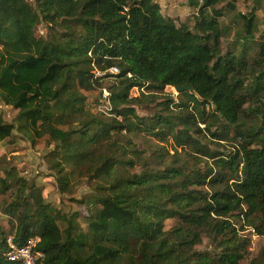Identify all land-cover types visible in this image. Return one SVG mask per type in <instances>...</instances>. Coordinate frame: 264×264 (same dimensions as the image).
Masks as SVG:
<instances>
[{
  "label": "trees",
  "instance_id": "16d2710c",
  "mask_svg": "<svg viewBox=\"0 0 264 264\" xmlns=\"http://www.w3.org/2000/svg\"><path fill=\"white\" fill-rule=\"evenodd\" d=\"M187 1L197 10L193 23H177L153 0H0V100L18 112L13 124L0 113V144L14 131L32 143L47 137L59 191L71 193L78 175L94 192L80 200L85 230L76 213L58 215L17 172L0 170V195L16 191L3 208L18 219L12 239L22 245L40 237L45 264H264V249L247 259L243 234L264 237V41L254 39L264 37V0L237 15L242 49L226 55L223 20L235 0ZM41 23L46 36L36 33ZM249 49L263 63L252 82L240 79ZM111 68L118 73L109 75ZM109 76L120 83L107 117L90 110L84 91ZM186 84L192 90L179 94L175 110L168 100L152 118L136 115L133 88ZM251 102L261 124L245 132ZM229 129L235 147L228 153L197 139L208 132L221 142ZM139 135L155 145L139 148ZM178 148L198 157L191 162ZM167 220L176 221L168 231ZM205 238L209 249H198ZM7 239L0 224V252Z\"/></svg>",
  "mask_w": 264,
  "mask_h": 264
},
{
  "label": "rangeland",
  "instance_id": "374dc122",
  "mask_svg": "<svg viewBox=\"0 0 264 264\" xmlns=\"http://www.w3.org/2000/svg\"><path fill=\"white\" fill-rule=\"evenodd\" d=\"M28 1L35 5L34 0ZM176 2L178 3V12L182 14L185 12L184 22L193 23V14L196 13L197 10L190 8L187 0H176ZM234 5L236 9L228 12L223 20V23L228 28L227 34L223 38V55H226L233 49H236L238 54L240 49H242L241 43L235 44L238 36H243L239 21L236 20V18L239 13L249 14L253 7H257V0H235ZM224 6L225 4L222 5V7ZM186 7L189 9L185 10ZM163 13L172 14L175 21L180 23V16H176L177 11L175 12L173 10L170 12L167 8L163 9ZM256 15L259 17L263 16L262 10L259 9ZM258 29L261 31L264 30V23L260 22ZM49 30L50 29L45 23H41L37 27L36 33L37 35L46 36L49 33ZM254 39L257 41H264V37H261V34L259 35L257 33L255 34ZM247 52L249 67L247 71H244V75L241 74L240 77L245 76L248 82H252L259 76L263 63L259 62L260 60L257 56L256 49H249ZM107 73L109 75H114L118 72L116 73L113 71L111 73L108 71ZM242 77L240 79H242ZM119 83L120 82L117 79L109 76L99 81L98 84H96L91 90L84 91V94L87 97L88 107L93 113L102 114L107 117L109 116L108 112L111 110L109 101L110 93L113 90H116L115 85ZM130 97L137 98V101L132 104V107L135 109L138 117L144 118H152L156 112L162 109L163 106L161 104L168 102V100L173 101L170 104L171 109L175 108L174 104H179L181 101V97H179V94H177L173 87H166L162 91L155 92L148 91L145 88L139 89L135 87L130 91ZM255 107L256 105L254 102L245 105L240 127L242 131L250 132L258 125L260 126L261 121L259 118H256L251 114L252 109ZM206 110L209 111L210 107L207 106ZM0 113L2 114L4 121L8 124L15 123V119L18 116V112L16 110H14L11 106L4 105L1 100ZM203 127L204 126L201 125V128ZM212 131L214 132L215 130ZM205 134V139L203 138L204 135L203 137H197V139L198 141L205 143L210 149L227 153L233 151L235 147V141H233L235 131L233 129H229L228 132H222L224 140L221 142L215 140L208 132ZM133 140L134 143H136V145L141 149L149 148L150 146H154L156 143V140L151 137L144 138L141 137V135L133 138ZM52 146L53 143H51L47 137L32 143L28 137L14 131L10 138L0 144V170L2 171V175L4 176V173L9 169H13L20 177H23L27 181L28 187L33 185L35 189L41 192L45 203L54 207L58 215L71 216L76 213V222H78L79 225L86 230L87 206L81 204L80 200L88 201L94 193L93 188L86 177L74 175V178L71 180L72 192L61 193L59 191L56 182V175L50 169L47 161V155ZM165 146L169 151L172 150V139H170V142L165 144ZM178 151L181 153L182 157L191 162H194V160L198 157V153L189 148H178ZM15 192V188H12L8 193L0 195V224L5 231L7 238L14 237L18 219L14 215L5 213L3 208L7 204L13 202ZM29 201L31 202L32 199L29 198ZM19 211H22V208ZM58 222L63 228L64 222L60 219H58ZM175 223V220H167L165 223L166 231L170 230ZM243 234L247 236L250 241L248 254L246 256L247 259L257 257L264 249V237L256 235L251 230H247ZM198 249H209V242L207 238L204 239L203 244L199 246Z\"/></svg>",
  "mask_w": 264,
  "mask_h": 264
},
{
  "label": "built area",
  "instance_id": "2783aa9c",
  "mask_svg": "<svg viewBox=\"0 0 264 264\" xmlns=\"http://www.w3.org/2000/svg\"><path fill=\"white\" fill-rule=\"evenodd\" d=\"M111 73L118 72L117 68H111ZM97 76H101L100 73ZM40 237L28 239L22 245L15 244L12 238L7 239V247L0 252V258L19 264H45L44 254L39 249Z\"/></svg>",
  "mask_w": 264,
  "mask_h": 264
},
{
  "label": "crops",
  "instance_id": "0c3cea01",
  "mask_svg": "<svg viewBox=\"0 0 264 264\" xmlns=\"http://www.w3.org/2000/svg\"><path fill=\"white\" fill-rule=\"evenodd\" d=\"M153 1H156L160 4L161 8H162V11L163 9H167L171 12V11H177V14L176 16H180V22H184V17H185V12L184 14L182 13H179L178 12V3L176 2V0H153ZM171 2V3H170ZM170 3V4H168ZM177 6V7H176ZM189 9L188 7L185 8V10ZM179 13V14H178ZM169 15L170 17L173 18V15L172 14H167ZM174 19V18H173ZM177 22V21H176Z\"/></svg>",
  "mask_w": 264,
  "mask_h": 264
},
{
  "label": "water",
  "instance_id": "95a60500",
  "mask_svg": "<svg viewBox=\"0 0 264 264\" xmlns=\"http://www.w3.org/2000/svg\"><path fill=\"white\" fill-rule=\"evenodd\" d=\"M174 90L177 92V94H180V93L185 92V91H191L192 87L189 84H186L184 86L174 87ZM220 116H221V114H220Z\"/></svg>",
  "mask_w": 264,
  "mask_h": 264
}]
</instances>
